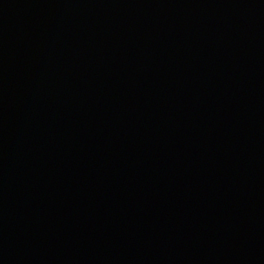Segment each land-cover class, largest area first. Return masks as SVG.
I'll use <instances>...</instances> for the list:
<instances>
[{"label":"water","instance_id":"1","mask_svg":"<svg viewBox=\"0 0 264 264\" xmlns=\"http://www.w3.org/2000/svg\"><path fill=\"white\" fill-rule=\"evenodd\" d=\"M0 264H264V0H0Z\"/></svg>","mask_w":264,"mask_h":264}]
</instances>
